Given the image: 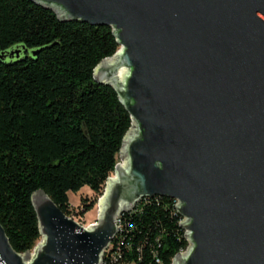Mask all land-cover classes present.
Masks as SVG:
<instances>
[{
	"label": "water",
	"instance_id": "95a60500",
	"mask_svg": "<svg viewBox=\"0 0 264 264\" xmlns=\"http://www.w3.org/2000/svg\"><path fill=\"white\" fill-rule=\"evenodd\" d=\"M31 1L111 28L118 49L93 79L132 122L96 221L80 226L35 190L40 240L17 253L0 225V264H100L117 214L152 196L183 217L189 245L171 264H264V0Z\"/></svg>",
	"mask_w": 264,
	"mask_h": 264
},
{
	"label": "trees",
	"instance_id": "16d2710c",
	"mask_svg": "<svg viewBox=\"0 0 264 264\" xmlns=\"http://www.w3.org/2000/svg\"><path fill=\"white\" fill-rule=\"evenodd\" d=\"M21 45L18 58L0 57V225L17 253L40 238L31 193L44 191L69 217L67 192L85 185L93 197L80 213L90 208L132 122L111 86L93 79L118 49L109 26L0 0V53ZM179 219L171 198H142L119 215L111 264H171L187 245Z\"/></svg>",
	"mask_w": 264,
	"mask_h": 264
},
{
	"label": "rangeland",
	"instance_id": "374dc122",
	"mask_svg": "<svg viewBox=\"0 0 264 264\" xmlns=\"http://www.w3.org/2000/svg\"><path fill=\"white\" fill-rule=\"evenodd\" d=\"M104 61H106V63L110 62L109 59L104 60ZM125 71H126L125 69L122 70V72L120 74V79L125 74ZM116 163H120L122 165L126 164V158L123 156L122 152L117 153ZM110 175H111L110 177H112L113 172H111ZM103 188H104V186H103ZM102 192H103V190H102ZM101 195L96 196V198L94 200V204L90 208H88V209H86L80 213V211H82V208H83V206L81 205L82 200H84V202H87L88 200H90L93 197L92 192L85 185L80 187L75 192L68 191L67 192V198H68V202H69L70 208H71V213H70L69 217L82 227H87L88 225L94 223L96 221V218H97L96 217L97 216V209H98L97 200L99 197H101ZM39 240H40V238L36 241L34 246L39 242ZM31 249L29 250V252H31Z\"/></svg>",
	"mask_w": 264,
	"mask_h": 264
},
{
	"label": "built area",
	"instance_id": "2783aa9c",
	"mask_svg": "<svg viewBox=\"0 0 264 264\" xmlns=\"http://www.w3.org/2000/svg\"><path fill=\"white\" fill-rule=\"evenodd\" d=\"M142 198H146V197H142ZM142 198H140L138 201H140ZM169 198V197H168ZM172 200H173V207H174V210H175V213L179 216V220H178V222L180 221V220H182L183 219V217H181L178 213H177V210H176V207H175V205H176V203H177V201L178 200H176V199H174V198H171ZM137 201V202H138ZM137 202H135L134 203V205L137 203ZM133 205V206H134ZM133 206H132V208H133ZM131 208V209H132ZM130 209V210H131ZM129 211V210H128ZM126 212V211H125ZM121 213H123V212H120V213H118L117 214V216H116V218H115V224H116V229H117V231H116V233H115V235L113 236V238L117 235V233H118V231H119V226H120V223H119V215L121 214ZM180 229H181V227H180ZM183 230V229H182ZM186 233V231L185 230H183V234H185ZM112 238V239H113ZM112 239H111V241H112ZM186 239V238H185ZM111 241L108 243V245H107V247L102 251V253H101V260H100V264H111V263H114V260L115 259H113V257H112V255H109V248L111 247ZM186 241H187V239H186ZM189 244H188V241H187V245H186V247L188 246ZM185 247V248H186ZM185 250V249H184ZM184 250H181V251H179V252H177V253H181V252H183ZM110 257L109 258V260L107 261L106 260V257H108V256ZM173 258V257H172ZM171 263H172V259H171ZM130 264H132V263H130Z\"/></svg>",
	"mask_w": 264,
	"mask_h": 264
},
{
	"label": "bare ground",
	"instance_id": "6f19581e",
	"mask_svg": "<svg viewBox=\"0 0 264 264\" xmlns=\"http://www.w3.org/2000/svg\"><path fill=\"white\" fill-rule=\"evenodd\" d=\"M122 69H119L118 74H121Z\"/></svg>",
	"mask_w": 264,
	"mask_h": 264
}]
</instances>
